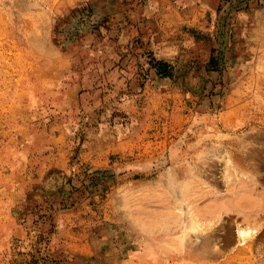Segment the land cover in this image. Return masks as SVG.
I'll use <instances>...</instances> for the list:
<instances>
[{
    "label": "rangeland",
    "instance_id": "rangeland-1",
    "mask_svg": "<svg viewBox=\"0 0 264 264\" xmlns=\"http://www.w3.org/2000/svg\"><path fill=\"white\" fill-rule=\"evenodd\" d=\"M249 180L264 0H0V264H264Z\"/></svg>",
    "mask_w": 264,
    "mask_h": 264
},
{
    "label": "crops",
    "instance_id": "crops-1",
    "mask_svg": "<svg viewBox=\"0 0 264 264\" xmlns=\"http://www.w3.org/2000/svg\"><path fill=\"white\" fill-rule=\"evenodd\" d=\"M238 194L243 197L235 202L232 207L228 208V211L232 212H243L244 209L252 207L253 205L257 208L264 209V191L258 190L253 180H249L247 187L243 191H239ZM221 214V213H220Z\"/></svg>",
    "mask_w": 264,
    "mask_h": 264
},
{
    "label": "trees",
    "instance_id": "trees-1",
    "mask_svg": "<svg viewBox=\"0 0 264 264\" xmlns=\"http://www.w3.org/2000/svg\"><path fill=\"white\" fill-rule=\"evenodd\" d=\"M158 66L161 67V69L158 71V74L166 75L165 65L158 63Z\"/></svg>",
    "mask_w": 264,
    "mask_h": 264
},
{
    "label": "bare ground",
    "instance_id": "bare-ground-1",
    "mask_svg": "<svg viewBox=\"0 0 264 264\" xmlns=\"http://www.w3.org/2000/svg\"><path fill=\"white\" fill-rule=\"evenodd\" d=\"M225 162H226V161H225ZM226 166H227V165H226ZM238 237H239V238H242V237H244V235L241 234V233H239Z\"/></svg>",
    "mask_w": 264,
    "mask_h": 264
}]
</instances>
